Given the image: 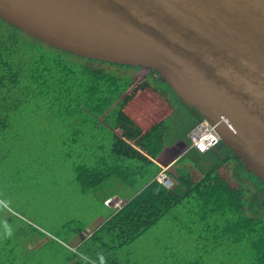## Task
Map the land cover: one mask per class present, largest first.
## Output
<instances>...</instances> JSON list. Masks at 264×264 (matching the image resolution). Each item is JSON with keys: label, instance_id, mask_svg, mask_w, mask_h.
I'll list each match as a JSON object with an SVG mask.
<instances>
[{"label": "water", "instance_id": "95a60500", "mask_svg": "<svg viewBox=\"0 0 264 264\" xmlns=\"http://www.w3.org/2000/svg\"><path fill=\"white\" fill-rule=\"evenodd\" d=\"M0 19L79 57L155 70L264 182V0H0Z\"/></svg>", "mask_w": 264, "mask_h": 264}, {"label": "rangeland", "instance_id": "374dc122", "mask_svg": "<svg viewBox=\"0 0 264 264\" xmlns=\"http://www.w3.org/2000/svg\"><path fill=\"white\" fill-rule=\"evenodd\" d=\"M7 28H9L7 23L0 21V31L5 33ZM68 64L76 72L80 69L82 61L68 57ZM148 73L139 70L136 73V85L142 83ZM71 77L72 85L79 83V77L74 75ZM75 92L77 95L75 94L73 98L77 99L73 101L72 106L69 107L66 102L60 106V118L46 112L45 102H36L26 107L24 113L15 115L14 119L17 121L15 131L0 135V221H3L2 214H5L1 213V210L3 212L11 210V214L18 212L48 232L58 233L60 229V242L68 240L71 245H77L84 238L81 233V237L70 234L76 232V224L93 228L90 226L94 220L92 215L98 209L97 203L93 202L94 196L86 195L81 191L76 180L77 169L74 166L78 163L77 158L80 157V161L86 163L87 160L82 154L87 150L84 147L92 142L88 132L92 130L91 126L96 120L98 122L96 130L101 131L103 121L100 117L90 118L91 101L86 104L85 99L81 98L83 92ZM67 101L71 102V100ZM86 106L88 112L84 114ZM175 107V113L183 117L187 109L177 104ZM133 109L132 112L136 115ZM65 111L71 112L70 114L72 112L76 114L78 111L79 114L70 116ZM175 113L166 116V120L163 119L162 126H167L166 130H171L173 127L175 130ZM186 123L187 121H184L179 127H183ZM103 126L104 131H115L114 127L104 122ZM216 161L219 159H213L212 163ZM186 167V161L179 164L181 169ZM221 175L225 186L228 183L233 186L232 191L226 193L222 200L230 219L225 220L226 218L219 216L208 217L205 220L190 218L186 214L187 210L194 213L198 210V213H203V207L193 199L186 200L184 207L172 209L157 227L152 228L145 236L126 248L120 254L121 263L256 264V249L248 247L244 241L236 244L235 238L238 239L240 231L243 232L245 229V220L252 219L251 226L256 228V232L250 231L248 236H251V242L254 243L256 239L258 244L263 240L264 209L261 210L257 220L255 198L251 193L255 192V187L249 174L238 169L236 162L225 165L221 169ZM214 176L216 177L215 174ZM243 186L249 193L242 195L245 199L244 210H241L240 190ZM110 203L115 207L120 204L112 203V200L109 205ZM204 210L212 215L209 206ZM68 221H75V224L64 226ZM261 247L264 248V243Z\"/></svg>", "mask_w": 264, "mask_h": 264}, {"label": "trees", "instance_id": "16d2710c", "mask_svg": "<svg viewBox=\"0 0 264 264\" xmlns=\"http://www.w3.org/2000/svg\"><path fill=\"white\" fill-rule=\"evenodd\" d=\"M0 21L3 20L0 19ZM7 25L9 26L7 32L0 31V135L16 130L17 121L14 117L17 113H24L25 111L23 110L26 107L43 101L47 104L46 112L60 118V106L64 102L69 107L72 106L73 101L77 99L73 98V96L77 95L75 91L83 92L81 98L85 99V103L88 104L89 101L92 103L90 105L92 113L90 118L91 116L96 119L100 117L103 120L101 131L96 130V126H98L96 120L94 125L91 126L92 130L88 132V135L90 136L91 133L97 132L112 133L121 131L124 138L121 141L128 148L127 157L130 160L138 159L154 164L131 146L128 141L136 142V147L140 148L142 145H137L139 140L152 141L151 137L157 134L159 141L162 143L160 132L164 130V126L160 123L148 131L150 132L149 136L140 138L143 130L126 113V108L137 97L140 90L152 89L166 99H168L167 95L172 96L177 101V105L188 110L172 92L171 88L160 79L159 74L155 70H151L145 80L135 86L137 83L136 73L141 68L79 57L50 47V45L27 35L17 27L8 23ZM68 57H74L82 61L78 71L75 72L71 69L68 64ZM71 75L79 77V83L72 85ZM67 100H71V102L69 103ZM87 112L88 106H86L84 114H87ZM72 114L78 116L79 113L77 111L76 114L75 112H72ZM85 116L87 117V115ZM194 117L198 122L191 128V131L202 121L201 117ZM111 118L114 119L111 120ZM106 121L113 124H109ZM103 122L114 127L115 131H104ZM86 125H88L87 120ZM141 149L150 151L147 144L145 148ZM122 151L120 152L125 154L124 150ZM120 152H117V154H120ZM202 155L208 156L210 172L199 186L188 187L182 185L181 183L185 179L182 178L179 180V184L176 186L175 184L174 186L171 185L170 188H166L157 180L148 186L133 188L138 192L137 195L129 200L107 225L99 232L94 233L90 239V241L102 243L101 250L103 253L99 254L97 258L101 263L119 264V258L116 256V252L119 249L130 247L152 228L157 227L161 221L165 220L172 209L184 207L183 204L186 200L193 199L203 207V213H198V210H196V213H186L190 218L195 217L196 219L205 220L208 217L219 216V218H226L225 220L230 219L224 209L222 200L225 198L226 193L232 191V188H228L230 183L227 186L222 183L224 178L221 175V169L231 163L235 164L236 162L238 169L249 174V178L255 187V192L251 193L255 198L256 216L257 220L259 219L261 210L264 209V182L251 172H248L243 162L223 143L215 150ZM154 156L156 155L154 154ZM153 158L155 159L156 157ZM215 158L219 159V161L212 163ZM77 159L78 163L74 167L77 169V174H80L84 169H88L86 168L88 165H83L82 162H79L81 157ZM198 189H201V194H197ZM240 192V200H242L240 209L244 210L243 200L245 198H242V195L249 193V191L243 186ZM208 206L212 215L204 210ZM227 206L229 207L230 205ZM251 225L252 219H249V221L246 219L245 229H243V232L240 231V236L238 239L235 238V243L238 244L244 241L248 247L256 249V264H264V248L261 247L264 239L259 241L258 244L256 239L254 243L251 242V236L248 235L250 231L256 232V228ZM75 229L77 233L81 234L85 231L84 226L80 225H77ZM58 237L60 240V235L56 236V239ZM62 242L63 244L60 243L69 249L77 248L72 246L68 240H63Z\"/></svg>", "mask_w": 264, "mask_h": 264}, {"label": "crops", "instance_id": "0c3cea01", "mask_svg": "<svg viewBox=\"0 0 264 264\" xmlns=\"http://www.w3.org/2000/svg\"><path fill=\"white\" fill-rule=\"evenodd\" d=\"M139 84L140 82L137 85ZM167 96L168 99L152 89L140 90L126 108V113L143 130L140 138L149 136L148 131L162 123L166 116L171 113L174 115L177 101L172 96ZM132 109L136 115L133 114ZM185 111L183 117L175 113L174 124L177 122L175 130L174 127L166 130L167 126H164V130L160 132L162 143L157 134L151 137L152 141L139 140L137 145H142L140 148L136 147V142L128 141L154 164L138 159L130 160L127 157L128 148L121 141L124 139L121 131L91 133L89 139L92 142L84 147L87 150L82 154L87 160L82 164L89 163L88 167L85 166L88 169H84L80 174L76 173V180L81 191L86 195L94 196L93 202L98 205L97 212L92 215L94 220L90 223L93 228L84 227L83 240L77 245H72L77 247L76 249H69L59 242V237L56 239V236L60 235V229L58 233L48 232L16 210L14 214H11V210L4 209L6 212L1 210V213L5 214H2L4 219L0 221V264H104L97 259L98 255L103 253L102 243L90 239L137 195L138 192L133 189L134 187L148 186L156 181L161 173L173 186L179 184L182 178H185L182 185L199 186L210 172L208 156L199 154L191 148L189 133L198 120L188 110ZM184 121H187L186 125L179 127ZM146 144L150 151L141 149L145 148ZM122 150L125 154L121 153ZM183 161L187 162V167L181 169L179 164ZM230 188L233 189L231 184ZM197 194H201V189L197 190ZM108 200L120 205L118 207L111 206V203L108 205ZM187 213L192 212L188 210ZM74 222L68 221L64 226H73ZM76 225L82 226L80 223ZM124 250L119 249L116 252L119 264H122L120 254Z\"/></svg>", "mask_w": 264, "mask_h": 264}, {"label": "built area", "instance_id": "2783aa9c", "mask_svg": "<svg viewBox=\"0 0 264 264\" xmlns=\"http://www.w3.org/2000/svg\"><path fill=\"white\" fill-rule=\"evenodd\" d=\"M189 140L191 143V148L201 154H206L215 150L222 143V139L217 130H215V126L211 125L207 121H201L193 128V130L189 133ZM157 180L161 184H165L166 187L171 186V184L167 182L163 173L157 177ZM109 202L110 200L107 201L108 205ZM70 234H75L76 237H81V234L75 231L71 232ZM61 243L63 244V242Z\"/></svg>", "mask_w": 264, "mask_h": 264}]
</instances>
